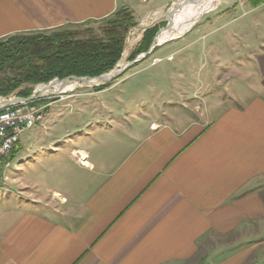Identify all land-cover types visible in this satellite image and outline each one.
<instances>
[{
	"label": "crops",
	"instance_id": "obj_1",
	"mask_svg": "<svg viewBox=\"0 0 264 264\" xmlns=\"http://www.w3.org/2000/svg\"><path fill=\"white\" fill-rule=\"evenodd\" d=\"M179 1L0 0V40L103 22L122 9L136 20L161 14L166 20ZM257 1L255 9H263L264 0ZM254 41L216 40L217 69L225 61L255 67L258 89L249 100L219 102L199 117L183 108L165 122L146 123L147 131L117 141V149L126 148L111 167L102 150L87 149L98 132L70 120L71 133L54 135L61 148L49 169L50 203L0 207V264H211L206 247L216 236L237 234L246 239L224 246L219 252L231 255L212 264H264V40ZM77 152L90 162L63 160Z\"/></svg>",
	"mask_w": 264,
	"mask_h": 264
},
{
	"label": "rangeland",
	"instance_id": "obj_2",
	"mask_svg": "<svg viewBox=\"0 0 264 264\" xmlns=\"http://www.w3.org/2000/svg\"><path fill=\"white\" fill-rule=\"evenodd\" d=\"M182 1L190 3L193 0H180L176 4L182 5ZM256 2L257 0L214 2L199 14L186 34L157 47L144 62L126 70L124 75L106 85L73 84L69 87H61L56 93L63 92L60 95L39 94L42 97L38 95L40 99L34 106L48 105L44 110V119L21 136L20 143L11 154L8 160L10 165L0 180V207L15 202L50 203L55 194L49 171L58 163L59 154L56 151L60 147V144L54 141V135L64 136L68 131L71 133L70 120L77 119L78 123L87 121L91 124V131L98 132L92 135V142H89L92 145L87 149H93L97 153L102 150L103 159H106V164L111 167L122 157L121 154L126 148L117 149V141H121L124 136L127 137L126 134L146 130L148 128L146 123L165 122L168 113L179 115L183 108H187L184 110L185 115L199 117L203 108L216 110L219 102L226 106L234 103L233 99L238 103L249 100L248 96L252 95L253 89H258L254 75L255 67L246 60L240 61L243 64H238L237 67H233L234 63L225 61L220 64L222 67L217 69L216 40H227L230 37L233 40H245L246 36H251V40H257L254 41L255 45L260 42L258 40H264V8L256 10ZM179 7H173L172 19L175 22ZM166 13L167 11L163 14ZM161 15L149 16L145 20L134 18V25L127 32L123 54L115 69L123 70L127 64L149 51L144 52L141 45L148 43L151 47L154 40L168 27L167 19H161ZM106 21L68 26L41 33L51 35L55 32H65L64 35L67 36L100 37L103 35ZM7 39H1L0 43ZM216 73L222 76V80L224 77L227 78V81L223 82L221 78L216 77ZM200 74L202 77L199 76ZM226 74L230 76L227 77ZM218 79L222 84L219 85ZM232 82H234L232 91H227L225 87ZM49 83L39 85L24 83L8 100L22 98L20 94L29 91L32 96L38 90V86ZM236 86L239 88H235ZM199 88L203 91L197 93L200 91ZM2 104L0 102V105ZM61 121L64 125L56 126ZM97 135L101 139V144L96 139ZM69 139L66 142H69ZM93 144L102 147L100 149L97 148L98 145L94 147ZM63 147L65 148L64 145ZM31 148L33 150L29 151ZM65 149L69 150V148ZM71 152L70 150L68 154ZM105 153L108 156H105ZM85 155L83 152L72 153V156L66 154L63 160L72 165L82 166L84 162H90L88 155ZM45 182H49L51 188L46 187ZM55 190L58 191V188ZM244 239L246 238L240 237L239 234L231 237L216 236L213 244L206 247L204 255L206 259L209 258L211 264L219 263L223 258L231 255L229 252L222 254L219 252L220 249L224 246L228 248L229 245H238Z\"/></svg>",
	"mask_w": 264,
	"mask_h": 264
},
{
	"label": "trees",
	"instance_id": "obj_3",
	"mask_svg": "<svg viewBox=\"0 0 264 264\" xmlns=\"http://www.w3.org/2000/svg\"><path fill=\"white\" fill-rule=\"evenodd\" d=\"M134 20L132 12L122 9L112 19L105 20L100 37L67 36L65 32L8 37L0 43V98L14 96L24 83L39 85L69 77L95 78L111 72L122 57L127 32ZM142 46L144 52L149 50L148 43ZM20 96L27 99L31 92ZM36 103L29 105L33 107Z\"/></svg>",
	"mask_w": 264,
	"mask_h": 264
},
{
	"label": "built area",
	"instance_id": "obj_4",
	"mask_svg": "<svg viewBox=\"0 0 264 264\" xmlns=\"http://www.w3.org/2000/svg\"><path fill=\"white\" fill-rule=\"evenodd\" d=\"M150 1L137 0L143 5L148 4ZM39 99L34 102L39 101ZM7 100L0 98L1 104L2 101L6 102ZM31 103L14 104L7 108H2L3 105H0V180L10 165L8 160L20 143L21 136L26 131L32 130L44 119V110L48 105L31 107L29 105Z\"/></svg>",
	"mask_w": 264,
	"mask_h": 264
},
{
	"label": "bare ground",
	"instance_id": "obj_5",
	"mask_svg": "<svg viewBox=\"0 0 264 264\" xmlns=\"http://www.w3.org/2000/svg\"><path fill=\"white\" fill-rule=\"evenodd\" d=\"M216 1L219 0H193L190 3L189 2L183 3L182 1L181 2L182 6H180L177 9L178 14L177 17L175 16L176 22L174 21L169 29L162 31L161 35L157 39L158 44H164L168 41L182 37L190 30L192 22L199 16V14L203 13L204 9L208 8ZM117 71H119V68L116 69L115 73H117ZM73 84L75 83L73 82L60 83L58 81H55L50 85L39 86L38 92L43 95L48 93L56 94L61 89V87H69L72 86ZM14 102L15 101L12 100L10 103H14ZM5 104L6 103H3L2 105L4 106Z\"/></svg>",
	"mask_w": 264,
	"mask_h": 264
},
{
	"label": "water",
	"instance_id": "obj_6",
	"mask_svg": "<svg viewBox=\"0 0 264 264\" xmlns=\"http://www.w3.org/2000/svg\"><path fill=\"white\" fill-rule=\"evenodd\" d=\"M190 1H192V0H190ZM179 6H182V5L175 4L173 7L174 8H177ZM173 7L169 11L168 16L166 18L167 21H168V27L165 30L169 29L171 27L172 23L174 22L173 19H172V14L174 13V8ZM157 39H158V37L156 38V40H154V43L152 44V46L150 47V49H149V51L147 53L140 55L133 62L127 64V66L123 70L117 71V73H115L116 72V69H114V70H112L111 72H109L107 74H104V75H101V76L95 77V78H89V77H82V78L70 77V78L64 79V80L55 79L52 82H50L49 84H47V85H50L51 83H53L55 81H58L60 83H68V82H73L75 84H81V83H83V84L96 85V86L106 85L107 83L112 82L114 79L120 78L122 75H124V73H125L126 70H128V69L136 66L139 63L144 62L147 58H149L155 52V50H156L157 47L163 45V44H158V40ZM40 86H43V85H40ZM62 93L63 92L58 93V94H54V95H60ZM39 94H41V93H39L38 90H36L34 92V94L31 97H29L28 99L16 98V99H14V101H15L14 103H10L12 101L11 99L10 100H7L6 101L7 104H5L4 106H2V108L11 107L14 104L34 102V101H36V100H38L40 98L39 96H41V95H39Z\"/></svg>",
	"mask_w": 264,
	"mask_h": 264
}]
</instances>
